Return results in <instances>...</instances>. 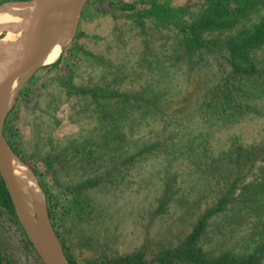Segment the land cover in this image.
<instances>
[{
  "label": "rangeland",
  "instance_id": "374dc122",
  "mask_svg": "<svg viewBox=\"0 0 264 264\" xmlns=\"http://www.w3.org/2000/svg\"><path fill=\"white\" fill-rule=\"evenodd\" d=\"M27 9L31 21L0 30L26 36ZM200 20L224 39L259 33L264 67V0H88L60 57L15 92L4 137L76 264L139 251L157 264L206 215L207 258L264 264V74L228 78V66L190 55L188 27ZM29 242L0 204L2 263L44 264Z\"/></svg>",
  "mask_w": 264,
  "mask_h": 264
},
{
  "label": "water",
  "instance_id": "95a60500",
  "mask_svg": "<svg viewBox=\"0 0 264 264\" xmlns=\"http://www.w3.org/2000/svg\"><path fill=\"white\" fill-rule=\"evenodd\" d=\"M56 1L57 0H32L28 2L10 3L0 7V11L14 7L35 8L34 18L31 22L32 31L26 34L23 48L17 56H15L12 63V71L9 74L6 73L0 80V102L3 93L10 83L35 60L41 49L46 33L52 35L51 40L59 38L61 35H69L66 45L72 40L76 32L79 15L88 0H74L71 3L64 5ZM50 16L66 20L57 28L46 29V20ZM29 21L30 20H26V22ZM0 32H10V26L2 28ZM7 110L3 112L0 107V176L4 182L21 225L34 250L44 264H70L64 254L59 238L50 223L48 214L42 206L36 211L35 216L48 243L44 245L40 242L36 233L34 219L30 217L27 210L28 202H26L22 192L9 171V159L11 156H14V154L5 139L3 132Z\"/></svg>",
  "mask_w": 264,
  "mask_h": 264
},
{
  "label": "trees",
  "instance_id": "16d2710c",
  "mask_svg": "<svg viewBox=\"0 0 264 264\" xmlns=\"http://www.w3.org/2000/svg\"><path fill=\"white\" fill-rule=\"evenodd\" d=\"M214 25H216L214 22H210L208 26L203 25L202 20H200L188 27L185 47L190 55L195 51L203 52L209 57L206 59V66L216 65L220 67L221 71L228 66V78L235 74H264V67L260 66V61L253 55L254 48L260 44L258 37L263 36L259 33L245 37L243 34H238L224 39L219 34H215ZM208 31L210 32L209 36ZM227 80L225 79V81ZM79 93L94 95L93 90L87 88L79 90ZM12 150L17 154L13 148ZM0 204L5 208L13 209L11 199L2 180H0ZM207 216L198 220L178 247L162 250L156 255L153 262L157 264H258L253 256L239 258L225 253L216 258H207L199 245L207 227ZM2 259L0 255V264H12L9 260L2 263ZM67 259L70 264H76L72 258L68 257ZM110 264H152V262H148L144 253L139 251L119 257Z\"/></svg>",
  "mask_w": 264,
  "mask_h": 264
},
{
  "label": "bare ground",
  "instance_id": "6f19581e",
  "mask_svg": "<svg viewBox=\"0 0 264 264\" xmlns=\"http://www.w3.org/2000/svg\"><path fill=\"white\" fill-rule=\"evenodd\" d=\"M73 1L74 0H57L56 2H60L61 4L64 5V4H69ZM23 9H27V8H23ZM31 14L32 13H30V10L28 9L12 10L11 12L0 15V25L18 24L23 20L30 18L32 16ZM54 19L56 20H54L53 24L45 25L46 29L57 28L66 20L55 17ZM57 21L61 24L55 25V22ZM28 25H29L28 23L25 26L21 24V26L25 27L27 34L32 31V27ZM13 34L14 32L10 31L0 39V80L3 78V76L6 73L9 74L12 71V63L14 61V58L22 50L25 41L26 36H23L20 39L19 37L14 39ZM51 39H52V35L46 33L44 36L41 49L35 60L16 79H14L10 83V85L3 93L0 102V107L3 112L8 109L11 102L13 101L15 92L19 89V87L24 83V81L27 79V77L30 74H32L33 72H35L36 70H38L43 66L53 64L60 57L66 43L68 42L69 35H61L59 38H56L54 40ZM9 171L11 172L14 181L18 185L20 191L22 192L26 202H28L27 210L30 217L34 219L33 221L36 226L37 236L40 242L46 245L48 241L46 239L44 232L40 229L35 216L36 211H38V209L41 208L43 203L42 193L40 189L36 186L29 169L22 161L11 156L9 159Z\"/></svg>",
  "mask_w": 264,
  "mask_h": 264
}]
</instances>
